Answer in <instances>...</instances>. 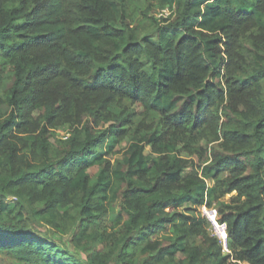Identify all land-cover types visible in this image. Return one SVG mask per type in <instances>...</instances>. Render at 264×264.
<instances>
[{
    "label": "trees",
    "instance_id": "trees-1",
    "mask_svg": "<svg viewBox=\"0 0 264 264\" xmlns=\"http://www.w3.org/2000/svg\"><path fill=\"white\" fill-rule=\"evenodd\" d=\"M0 251L264 264V0H0Z\"/></svg>",
    "mask_w": 264,
    "mask_h": 264
},
{
    "label": "rangeland",
    "instance_id": "rangeland-1",
    "mask_svg": "<svg viewBox=\"0 0 264 264\" xmlns=\"http://www.w3.org/2000/svg\"><path fill=\"white\" fill-rule=\"evenodd\" d=\"M153 17H155L156 19H159L161 17H167L168 12L166 9H162L160 7H155L152 14ZM144 63H146V61L144 60ZM146 70L149 71V64H146L145 66ZM112 110L116 113H118L119 109L116 107H112ZM136 119H140V117H136ZM151 120L154 123H157V117L156 116H152ZM70 129H68V127L66 128H61L60 131L57 132V135L59 137H67L69 135ZM132 141V139L128 138L127 140H124L117 148V154L115 156H113L112 161H115L116 159H121L125 153V151L127 150L130 142ZM151 150L149 147L145 148V154L146 155H151ZM184 155V153L182 154ZM154 157V156H153ZM89 173L91 174V176L93 177V179L96 177L97 174V169L93 168L91 170H89ZM227 174H222L220 178L225 177ZM208 185H212L213 182L212 181H207ZM238 201L237 203H233V201ZM243 201L242 198L238 199L237 194L236 193H231V194H227L225 195L222 199H220V201L214 205V207L211 210H214L216 213V217H215V221L219 224L218 219L220 218V214L218 213V210L221 208L222 205H226V206H233V205H238ZM188 206V204L184 205V207ZM201 214L205 215V212L202 208H200ZM211 225L213 226V224L211 223ZM211 233L212 235L218 239L216 237L219 236L215 230H214V226L211 227ZM227 234V232H226ZM221 239V238H220ZM219 243L222 245V251H223V255H229L232 254V252L234 251V249L236 250L237 248L234 247L233 242L230 241V239L228 238V234H227V238H225V240L221 239V241L218 239ZM68 249L72 252H77L73 246L71 245V243H67ZM230 260L233 262L234 260H232V258H230ZM0 264H16L14 262V259L12 256H9L8 253L6 252H2L0 251ZM111 264H117L116 262H113ZM241 264H246V263H241Z\"/></svg>",
    "mask_w": 264,
    "mask_h": 264
},
{
    "label": "built area",
    "instance_id": "built-area-1",
    "mask_svg": "<svg viewBox=\"0 0 264 264\" xmlns=\"http://www.w3.org/2000/svg\"><path fill=\"white\" fill-rule=\"evenodd\" d=\"M203 210H204V212H205V215H203V216H205L209 221H210V223H212L213 224V226H214V230H215V232L219 235V236H217L216 235V237L221 241V239H223V240H225V238H227V234H226V225L225 224H218L216 221H215V217H216V213H215V211L214 210H211V209H207L206 207H201ZM212 226V227H213ZM223 233L225 234V236L223 237ZM221 238V239H220Z\"/></svg>",
    "mask_w": 264,
    "mask_h": 264
},
{
    "label": "bare ground",
    "instance_id": "bare-ground-1",
    "mask_svg": "<svg viewBox=\"0 0 264 264\" xmlns=\"http://www.w3.org/2000/svg\"><path fill=\"white\" fill-rule=\"evenodd\" d=\"M225 236V234L223 233V237Z\"/></svg>",
    "mask_w": 264,
    "mask_h": 264
}]
</instances>
